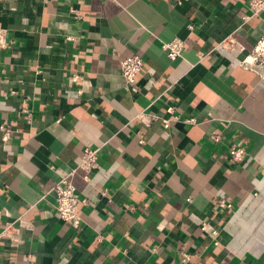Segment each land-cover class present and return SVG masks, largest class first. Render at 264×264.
<instances>
[{
	"label": "crops",
	"instance_id": "0c3cea01",
	"mask_svg": "<svg viewBox=\"0 0 264 264\" xmlns=\"http://www.w3.org/2000/svg\"><path fill=\"white\" fill-rule=\"evenodd\" d=\"M248 1L0 0V125L13 131L0 135V218L27 223L0 264H264V79L241 65L264 13ZM230 35L244 53L218 47ZM136 55L132 93L121 62ZM86 148L99 166L72 178L76 226L51 190Z\"/></svg>",
	"mask_w": 264,
	"mask_h": 264
},
{
	"label": "built area",
	"instance_id": "2783aa9c",
	"mask_svg": "<svg viewBox=\"0 0 264 264\" xmlns=\"http://www.w3.org/2000/svg\"><path fill=\"white\" fill-rule=\"evenodd\" d=\"M248 6L251 11V17L260 16L264 13V0H249ZM72 13L77 19H82V14L78 10H73ZM192 29L193 27L190 26ZM6 31L0 28V50L7 48ZM218 47L228 52H240L244 53L245 48L243 45L235 39L233 36H228L219 42ZM185 48V42L180 38H175L169 42L162 43V49L166 53L167 57L171 61H176L182 57ZM144 61L140 56H131L123 59L121 62V74L126 83V86L132 93L138 92V75L142 71ZM244 68L256 71L260 73L264 79V38L257 41L251 50H249L243 58L242 64ZM74 81L78 80V76L75 75L72 78ZM23 113L28 119L31 118L32 113L29 109H23ZM195 120H190L194 122ZM12 129L7 125H0L1 141L7 143L12 138ZM140 142L144 143V134H139ZM100 148H86L81 156V160L76 168L72 169L69 173L64 175L59 181H57L51 192L54 194L56 201V209L58 217L68 223H72L76 226L80 225V215L78 213V207L81 202L77 195L76 186L73 183V176L76 171L81 170L84 173V178L87 181L91 179V173L98 168ZM228 155L230 159L236 163L244 162L247 156L246 148L243 146H231L228 149ZM219 207L222 209L232 211L234 204L226 199H222L219 202ZM19 224L17 226L16 224ZM17 223L2 222L0 218V242L8 241L12 246H17L19 240V229L26 226V222L23 217L18 219ZM202 230L209 232L212 235H216L217 232L207 224L202 225ZM188 257L186 256L185 259Z\"/></svg>",
	"mask_w": 264,
	"mask_h": 264
}]
</instances>
